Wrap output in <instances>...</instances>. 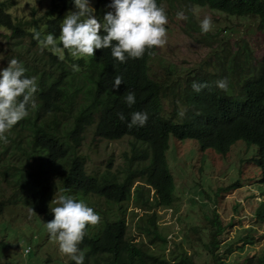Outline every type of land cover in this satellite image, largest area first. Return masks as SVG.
<instances>
[{
	"label": "trees",
	"instance_id": "16d2710c",
	"mask_svg": "<svg viewBox=\"0 0 264 264\" xmlns=\"http://www.w3.org/2000/svg\"><path fill=\"white\" fill-rule=\"evenodd\" d=\"M185 1L228 17L251 19L264 32V0ZM156 3L161 6V0ZM74 7V0H51V7L39 20L14 21L7 7L0 4V28L17 45L28 37L35 44L36 32L41 34V40L49 33L58 39L62 21ZM104 34L101 29L100 35ZM234 45L230 46L228 41L216 45L205 71L168 83L156 82L149 75L148 62L154 56L149 51L155 53V48L140 59L127 58L125 63L118 62L111 49L95 50L86 62L85 59L73 62L82 68L80 74L73 71L67 56L61 59L47 52L40 61H46L49 67L56 66V70L28 66L25 76L37 77L36 108L29 107V115L10 130L16 136L11 145L0 144L3 150L0 155L4 156L1 175L12 189L7 203L20 204L30 212L32 209L46 226L54 218L49 207L56 190L76 202L91 195L121 205L131 198L134 207L143 212L136 228L144 240L136 242L130 238L123 221L107 222L95 236L85 232L79 245L85 253L84 264H196L181 247L170 259L159 249L165 247L166 239L160 233L157 212L171 209L176 199L166 156L170 138L194 142L201 166L206 158L227 157L238 142L253 146L255 155L247 165L259 169V183L264 184V56L255 60L244 40ZM118 75L123 77V83L114 90ZM221 79L228 81L226 91L216 87ZM194 82L208 86L196 92ZM129 92L135 93L136 102L131 107L125 100ZM165 106L169 113L165 112ZM135 112L147 113L144 126L129 127ZM181 112L185 113L183 117ZM118 114L125 119L122 121ZM89 128L102 140H131L130 153L123 155L120 166L112 170L109 162L102 172H87L80 148ZM238 187L240 182L219 189L215 195ZM5 204L0 201V214ZM202 217L206 223L200 221L201 217L198 224L192 220L189 234L198 237V249L214 263L226 264V253L232 251L223 248L232 224H224L214 209ZM254 217L257 223L264 224V200L258 203ZM239 238L245 244L252 243L246 235ZM6 244L0 241V259ZM253 262L264 264V253L250 256L244 264ZM66 264L75 261L68 257Z\"/></svg>",
	"mask_w": 264,
	"mask_h": 264
},
{
	"label": "rangeland",
	"instance_id": "374dc122",
	"mask_svg": "<svg viewBox=\"0 0 264 264\" xmlns=\"http://www.w3.org/2000/svg\"><path fill=\"white\" fill-rule=\"evenodd\" d=\"M112 2L113 0H88L89 6L95 10L93 15L98 22L103 23L108 12L114 14V9L110 7ZM0 4L7 7L14 21H32L44 16L51 7V0H0ZM161 6L168 18L165 26L167 44L163 48H155L154 56L148 62L149 75L156 82L168 83L176 78L183 81L197 71H205L206 63L212 59L216 45L220 46L225 41L230 46H235L236 42L244 40L251 47L255 60L264 56V32L258 29L256 21L228 17L207 8L195 7L185 0H161ZM76 11L74 7L65 17ZM178 12H183L187 20L177 19ZM205 17L211 18L212 30L202 34L200 25ZM57 44H60L59 38ZM49 51L51 48H43L38 41L34 44L29 37L17 45L15 40L9 38V33L0 28V71L8 67L10 60L16 59L22 66L27 64L25 69L33 65L38 70L54 72L56 66L49 67L46 61H40ZM65 56L71 64L79 59H85L86 62L89 58L73 57L68 50L64 51L61 59ZM79 69L77 73L80 74L82 68ZM33 77L37 80L36 75ZM165 112L169 113L167 106ZM6 135L8 142L0 141L4 147L11 145V139L16 138L13 131ZM130 142L129 138L119 141L102 140L95 137L93 129L89 128L80 148V154L85 157L87 172H102L109 162L112 163V170L120 166L123 155L130 153ZM254 155L253 146L247 147L243 142H238L231 147L227 157L206 158L201 166L199 150L194 142L170 138L166 156L175 183L176 199L171 209H160L157 212V224L161 235L166 239L165 247L159 248L161 253L170 259L181 247L191 254L196 264H216L198 249V237L194 238L188 232L192 220L198 224V218L201 217L200 221L204 222L202 214L213 209L224 224H232L223 248L229 247L232 251L226 253V264H244L250 256L264 253V224L257 223L254 217L258 203L264 200V184L259 183V169L247 165V161ZM3 161L4 156L0 155V201L6 202L0 214V241L7 242L0 264H40L44 261L45 264H66L68 256L60 252L58 243L50 238L46 226L39 218L20 204L7 203L12 189L1 175ZM236 182H240L241 187L222 192L220 196L215 195V192L219 193V189ZM61 195L59 190L54 193L49 207L51 213L53 208L59 206L55 201ZM152 195L153 192L150 191V196ZM216 196L219 198L216 199ZM79 202L85 203L100 216L98 224L89 225L85 229L91 237L105 223L123 221L130 238L136 242L144 240V236L136 228L138 217L143 212L134 207L131 198L121 205L91 195L81 198ZM204 235L202 237L206 239ZM244 235L252 243L245 244V240H239ZM232 241H235L234 244H230Z\"/></svg>",
	"mask_w": 264,
	"mask_h": 264
},
{
	"label": "clouds",
	"instance_id": "9594fccd",
	"mask_svg": "<svg viewBox=\"0 0 264 264\" xmlns=\"http://www.w3.org/2000/svg\"><path fill=\"white\" fill-rule=\"evenodd\" d=\"M74 13H69L62 21L59 42L49 33L36 39L43 48L63 58L68 50L73 57H93L95 50L111 49V55L120 63L127 58L140 59L145 52L153 48H163L167 44L166 25L168 18L165 9L158 6L156 0H113L110 5L114 9L108 12L103 23L94 17V9L88 0H74ZM197 7V6H195ZM208 9V8H207ZM236 18V17H235ZM177 19L187 20L183 12L177 13ZM202 34L212 30L211 18L205 17L201 22ZM101 29L105 33L100 35ZM115 42V43H114ZM149 54H154L149 51ZM73 71H79V66L72 65ZM26 69L16 59L9 61L8 67L0 71V141L7 143V135L13 126L29 115V107L35 109L34 96L38 92L36 79L25 76ZM123 83L122 76H116L113 89H118ZM207 84L193 83V90L201 91ZM220 90H227L228 81L221 79L216 82ZM129 107L135 104V93L129 92L125 97ZM184 112L180 116H184ZM123 121V114H118ZM148 120L147 113L135 112L131 115L129 127L144 126ZM59 206L52 209L54 218L46 223L50 238L58 243L62 254L70 257L75 264H84L85 253L79 248L89 225L100 222V216L83 202H76L70 197L61 195L55 201ZM33 212V210L31 209Z\"/></svg>",
	"mask_w": 264,
	"mask_h": 264
}]
</instances>
